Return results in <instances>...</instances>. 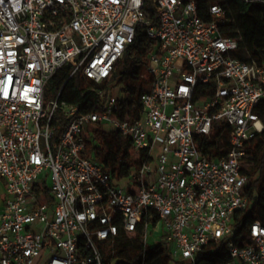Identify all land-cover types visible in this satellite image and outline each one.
Wrapping results in <instances>:
<instances>
[{
    "label": "built area",
    "instance_id": "2783aa9c",
    "mask_svg": "<svg viewBox=\"0 0 264 264\" xmlns=\"http://www.w3.org/2000/svg\"><path fill=\"white\" fill-rule=\"evenodd\" d=\"M209 15L194 0H0V264H112L100 246L119 231L143 234L144 260L150 230L181 264H264V219L244 217L264 54L241 59L226 9L214 2ZM138 32L155 44L137 116L120 119L113 93L80 114L60 99L64 84L45 99L66 65L68 78L108 81ZM58 111L69 121L55 138ZM95 125L140 159L127 183L87 155Z\"/></svg>",
    "mask_w": 264,
    "mask_h": 264
},
{
    "label": "trees",
    "instance_id": "16d2710c",
    "mask_svg": "<svg viewBox=\"0 0 264 264\" xmlns=\"http://www.w3.org/2000/svg\"><path fill=\"white\" fill-rule=\"evenodd\" d=\"M198 5V13L204 21L211 19L209 6L214 2L222 4L231 21L224 33L231 37L239 38V52L237 55L244 60L254 58L260 61L264 54V5L258 2H242L240 0H194ZM155 44L140 32L135 40L124 50L122 56L115 63L113 72L108 81L101 86H93L80 72L74 73L68 78L67 65L55 73L45 85V99L55 97L59 88L64 84L60 99L78 107L77 114L91 111H100L104 103L113 93L112 89L121 86L122 98L118 117L122 120L127 115L137 116L140 112L139 95L144 90L140 79L142 66L147 62L149 46ZM103 90V98L97 93V89ZM262 117L264 119V102L262 103ZM69 119L59 111L54 113L55 138L63 130ZM90 139L87 141V155L102 164L104 170L110 171L119 185L128 182L131 169L137 167L140 159L136 158L131 148L130 141L123 138L113 130H107L105 126L95 125L90 127ZM257 159L249 172L250 193L249 207L245 218L258 217L264 219V131L257 137L255 144ZM260 171L261 179L257 181L253 176ZM1 194V203L3 201ZM0 203V205H1ZM156 216L153 215V221ZM142 233L138 232L132 237L119 231L114 240L105 241L100 250L105 260H111L112 264H181L173 260L168 248L158 244L149 250L143 260Z\"/></svg>",
    "mask_w": 264,
    "mask_h": 264
},
{
    "label": "rangeland",
    "instance_id": "374dc122",
    "mask_svg": "<svg viewBox=\"0 0 264 264\" xmlns=\"http://www.w3.org/2000/svg\"><path fill=\"white\" fill-rule=\"evenodd\" d=\"M112 92L114 95H116L119 98H122V93H121V86H116L114 89H112ZM105 128L107 130H113L115 131L114 127L110 126H105ZM40 148L42 151H46L45 149V145H44V140L43 137H41L40 139ZM262 173L260 171H258L254 176L253 179L257 181V185L261 179ZM3 193V181L0 179V203H1V194ZM158 228L159 230L161 229V225L158 224ZM160 232V231H159ZM160 238V233L158 232H154V230H150L149 235H148V243H147V248L148 250H152L154 247H156V245L158 244V240Z\"/></svg>",
    "mask_w": 264,
    "mask_h": 264
}]
</instances>
